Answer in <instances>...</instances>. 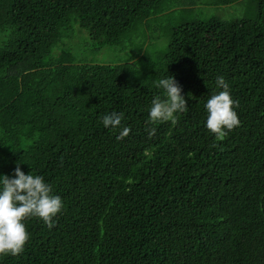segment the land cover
<instances>
[{
	"label": "trees",
	"instance_id": "1",
	"mask_svg": "<svg viewBox=\"0 0 264 264\" xmlns=\"http://www.w3.org/2000/svg\"><path fill=\"white\" fill-rule=\"evenodd\" d=\"M200 1L0 0V174L19 163L65 205L0 264H264V0ZM82 31L88 57L123 58L73 61ZM170 75L188 112L152 123ZM219 75L241 122L223 142L205 127Z\"/></svg>",
	"mask_w": 264,
	"mask_h": 264
},
{
	"label": "clouds",
	"instance_id": "2",
	"mask_svg": "<svg viewBox=\"0 0 264 264\" xmlns=\"http://www.w3.org/2000/svg\"><path fill=\"white\" fill-rule=\"evenodd\" d=\"M218 92L211 95L204 108L207 112L205 127L216 142H223L229 132L240 126L236 108L238 102L231 95L230 85L223 75L216 77ZM161 90L153 97L148 119L152 123H177L179 114L187 113L188 106L182 89L173 76L156 82ZM123 112L112 111L101 118L105 129L118 131L117 140H123L131 131L124 126ZM154 132V130H153ZM218 144L214 143L213 147ZM61 196L54 194L53 186L41 175L25 174L17 164L12 177L0 174V256H17L24 252L30 240L25 220L40 219L49 230L56 225V217L64 208Z\"/></svg>",
	"mask_w": 264,
	"mask_h": 264
},
{
	"label": "rangeland",
	"instance_id": "3",
	"mask_svg": "<svg viewBox=\"0 0 264 264\" xmlns=\"http://www.w3.org/2000/svg\"><path fill=\"white\" fill-rule=\"evenodd\" d=\"M180 2L182 4H190L193 3L189 8H195L194 11L197 12L198 10H200L203 7V4L200 0H191V1H187V0H180ZM240 7H242L241 3H240ZM236 9V10H235ZM221 11V10H220ZM219 11V14H222V12ZM235 11L238 12V14H240L239 9L231 7L230 9L227 10V12H224L221 17L223 19H229L234 13ZM84 32L85 36H81L76 38V40H74L73 42H71V45L68 49L70 55L74 56V60L73 61H79V62H92V60L96 61L97 63H112L115 60L118 59V56H121L123 58L122 53H117V49H115L114 47H105L103 48L99 53L92 55L93 57H88L87 56V50H89L92 46V42L91 39L89 37V35L87 34L86 31H82Z\"/></svg>",
	"mask_w": 264,
	"mask_h": 264
}]
</instances>
